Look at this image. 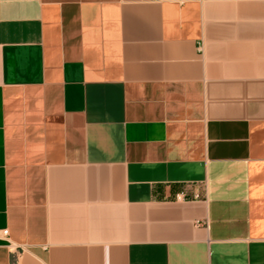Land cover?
Listing matches in <instances>:
<instances>
[{
    "label": "crops",
    "instance_id": "0c3cea01",
    "mask_svg": "<svg viewBox=\"0 0 264 264\" xmlns=\"http://www.w3.org/2000/svg\"><path fill=\"white\" fill-rule=\"evenodd\" d=\"M0 264H264V0H0Z\"/></svg>",
    "mask_w": 264,
    "mask_h": 264
},
{
    "label": "built area",
    "instance_id": "2783aa9c",
    "mask_svg": "<svg viewBox=\"0 0 264 264\" xmlns=\"http://www.w3.org/2000/svg\"><path fill=\"white\" fill-rule=\"evenodd\" d=\"M156 1V0H155ZM4 234H6V232H4Z\"/></svg>",
    "mask_w": 264,
    "mask_h": 264
}]
</instances>
